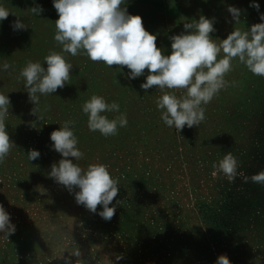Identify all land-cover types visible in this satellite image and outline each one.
I'll list each match as a JSON object with an SVG mask.
<instances>
[{
  "label": "rangeland",
  "instance_id": "1",
  "mask_svg": "<svg viewBox=\"0 0 264 264\" xmlns=\"http://www.w3.org/2000/svg\"><path fill=\"white\" fill-rule=\"evenodd\" d=\"M0 6L10 12L0 21V93L11 101L5 125L16 145L0 163V205L15 225L8 238L0 233V264H216L220 255L231 264H264V185L245 179L264 171V77L233 59L225 87L201 105L205 120L178 132L161 119V91L140 87L147 69L129 79L126 67L93 62L83 50L62 53L54 40L53 0H0ZM36 6L44 8L39 16L30 10ZM230 6L240 9L238 19ZM121 7L141 16L164 55L171 53L170 37L202 15L214 18L210 36L217 44L264 22V0H124ZM17 19L27 28L14 31ZM53 50L73 65L70 79L41 95L34 115L19 73L29 60L46 68L44 57ZM165 91L186 95L185 89ZM92 95L120 105L119 112L104 113L110 120L126 114L127 126H118L115 136L89 130L82 105ZM66 120L76 121L72 130L84 154L74 162L83 169L107 165L118 179L110 221L98 215L102 205L90 212L49 176L62 158L50 133ZM30 149L40 152L37 160L28 159ZM229 151L243 173L233 182L212 166Z\"/></svg>",
  "mask_w": 264,
  "mask_h": 264
},
{
  "label": "clouds",
  "instance_id": "2",
  "mask_svg": "<svg viewBox=\"0 0 264 264\" xmlns=\"http://www.w3.org/2000/svg\"><path fill=\"white\" fill-rule=\"evenodd\" d=\"M123 4L124 0H53L58 13L54 40L62 46V53L77 56L83 50L93 62H103L108 67H126L130 70L129 79L143 76L147 69L146 81L140 87L145 91L154 87L161 91L157 108L168 127L180 132L185 126L192 128L205 120V109L201 105L208 104L225 87L224 77L232 70L233 59L238 58L251 73L264 77V22L251 25L248 31L234 30L217 44L210 36L216 31L214 18L202 15L198 21L184 23L185 31L170 37L171 53L164 55L157 47L156 35L145 29L141 16L129 14L126 7H121ZM251 6L259 11L258 3ZM30 10L37 16L44 12L42 6L31 7ZM228 12L234 19L240 16V9L236 7L230 6ZM9 14V10L0 6V21L7 19ZM260 20L264 21V14L260 15ZM11 27L14 31L27 28L19 19ZM221 52L223 58L218 59ZM62 53L49 51L44 57L46 68L40 62L29 60L19 73L18 79L24 78L29 101L35 105L32 109L34 115L38 111L40 96L64 88L70 79L73 65ZM10 67L6 62L3 64L5 71ZM165 89H185L186 95L178 98ZM10 106L8 95L0 93V163L16 146L5 125ZM119 109L116 101L109 104L98 95H92L82 105L83 113L88 116L89 130H98L105 137L115 136L118 126H127L125 113L111 120L104 115L119 112ZM75 124L74 120H66L59 129L50 133L52 148L62 158L51 165L49 176L74 194L76 203L90 212L97 213L98 205H102L103 210L98 215L110 221L116 212V207L109 205L118 195V179L112 178L107 165L89 164L83 169L74 162L84 155L77 148L78 139L72 130ZM40 155L34 149L27 153L30 161L37 160ZM212 166L221 171L229 182H233L238 174L243 175L238 173L237 158L230 151L218 165L214 163ZM245 179L264 185V171ZM14 232L10 214L0 205V233L8 238ZM122 258L117 257L118 260ZM65 264L72 262L66 259ZM216 264H231V261L226 255H220Z\"/></svg>",
  "mask_w": 264,
  "mask_h": 264
}]
</instances>
